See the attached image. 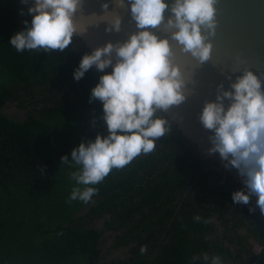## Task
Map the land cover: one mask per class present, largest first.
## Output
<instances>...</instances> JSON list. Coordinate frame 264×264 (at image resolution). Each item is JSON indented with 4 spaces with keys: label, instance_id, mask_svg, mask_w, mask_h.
Here are the masks:
<instances>
[{
    "label": "trees",
    "instance_id": "16d2710c",
    "mask_svg": "<svg viewBox=\"0 0 264 264\" xmlns=\"http://www.w3.org/2000/svg\"><path fill=\"white\" fill-rule=\"evenodd\" d=\"M29 6L0 0V264H206L205 252L222 264H264L256 203H233L240 189L171 126L153 152L112 169L89 203L69 202L76 186L69 174L77 169L61 157L70 160L80 143L107 135L102 104L89 98L111 72L93 67L75 81L88 54L75 37L64 52H17L8 42L30 24ZM10 104L25 112L23 120L3 112ZM108 233L112 243L102 255ZM119 248L128 256L104 261Z\"/></svg>",
    "mask_w": 264,
    "mask_h": 264
},
{
    "label": "clouds",
    "instance_id": "9594fccd",
    "mask_svg": "<svg viewBox=\"0 0 264 264\" xmlns=\"http://www.w3.org/2000/svg\"><path fill=\"white\" fill-rule=\"evenodd\" d=\"M20 2L28 5L30 0ZM112 3L116 8H127L137 31L124 42H107L83 55L73 72V79L79 81L93 67L99 72L112 69L110 74L100 76L89 98L90 103L98 100L102 104L101 118L107 135L97 134L94 140L80 143L71 151L70 160L61 157L62 164L77 169L69 174L76 182L69 202L89 203L99 191L94 186L112 169H122L141 153L153 152L156 141L170 132L169 121L158 113L180 106L188 95V81L175 62L170 41L198 64L211 59L209 38L215 36L217 27V0H172L171 5L164 0H127V3L112 0ZM83 4L84 0H31L27 8V15L32 17L30 24L24 21L25 29L14 34L8 43L17 52H64L74 36H84L88 27L93 26L81 24L82 19L88 18L83 15L77 20ZM108 8V3H102L103 15L93 13L89 17H95L96 24L105 23L106 33H119L122 19ZM166 12L171 13L167 19ZM24 14L21 10L20 15ZM157 29L166 33V38L158 37L154 31ZM262 81L264 74L258 76L245 69L229 85L230 90L218 85L215 102H204L198 120L213 133L208 137L211 144L208 154L218 153L227 162L225 169H236L242 178L245 188L231 194L233 203L247 205L255 196L256 206L264 215ZM193 221L207 223L200 215H195ZM147 250L148 245L144 244L139 252L144 255ZM201 257L206 264H222L220 255L210 257L205 252ZM191 259L195 261L197 257Z\"/></svg>",
    "mask_w": 264,
    "mask_h": 264
},
{
    "label": "water",
    "instance_id": "95a60500",
    "mask_svg": "<svg viewBox=\"0 0 264 264\" xmlns=\"http://www.w3.org/2000/svg\"><path fill=\"white\" fill-rule=\"evenodd\" d=\"M125 2L127 3V0ZM164 2L171 5L172 0H164ZM102 3H108V11L121 17L119 33H106L105 23L96 24V18L89 17L93 13L97 16L103 15ZM215 7L217 27L215 36L209 38L212 52L208 62L198 64L190 55L181 53L175 42L170 41L175 53V62L181 66L188 81V95L183 104L160 114L193 147L203 161L215 166L242 190L245 186L237 170L225 169L224 164L227 162L222 161L218 153L208 154L207 150L211 147L208 137L213 133L203 128L198 116L205 101L215 102L218 85L222 84L224 90H230L229 85L234 83L236 77L242 75L245 69L258 76L264 74V0H217ZM81 15L88 17L82 19L81 24H93V26L88 27L84 36L74 37L88 54L107 42H124L129 34L137 31L127 8H116L112 0H84L82 14H77V20H80ZM169 15L171 13L166 12L165 18L167 19ZM154 31L160 38L167 36L160 29ZM237 57L239 60L236 59ZM107 70L112 71L111 68ZM262 89H264V81H262ZM224 103L227 108L228 101ZM251 199L256 203L255 196Z\"/></svg>",
    "mask_w": 264,
    "mask_h": 264
},
{
    "label": "rangeland",
    "instance_id": "374dc122",
    "mask_svg": "<svg viewBox=\"0 0 264 264\" xmlns=\"http://www.w3.org/2000/svg\"><path fill=\"white\" fill-rule=\"evenodd\" d=\"M3 112L10 116L14 117L19 120H23L25 118V112L23 110L18 109L15 105L10 104L7 106V108L3 109ZM100 222H96L95 226L97 228L100 227ZM112 235L106 234L103 236L101 240V249H102V255L106 254L107 249L110 247L112 243ZM256 250L258 249L256 246L254 247ZM128 256V248H119L117 250L112 251L107 257H104L105 262H110L114 260H120Z\"/></svg>",
    "mask_w": 264,
    "mask_h": 264
},
{
    "label": "flooded vegetation",
    "instance_id": "af4514ba",
    "mask_svg": "<svg viewBox=\"0 0 264 264\" xmlns=\"http://www.w3.org/2000/svg\"><path fill=\"white\" fill-rule=\"evenodd\" d=\"M161 115V114H160ZM172 127V126H171ZM175 131H176V129L174 128V127H172ZM177 132V131H176ZM178 133V132H177Z\"/></svg>",
    "mask_w": 264,
    "mask_h": 264
}]
</instances>
